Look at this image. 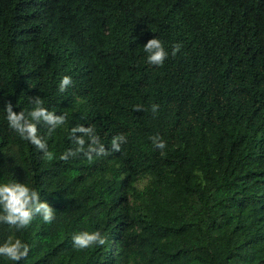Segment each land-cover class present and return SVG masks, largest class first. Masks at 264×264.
I'll return each mask as SVG.
<instances>
[{
    "label": "trees",
    "instance_id": "obj_1",
    "mask_svg": "<svg viewBox=\"0 0 264 264\" xmlns=\"http://www.w3.org/2000/svg\"><path fill=\"white\" fill-rule=\"evenodd\" d=\"M154 37L162 67L144 52ZM34 96L67 114L50 137L38 124L51 161L6 119L7 101L27 111ZM77 124L109 154L59 159ZM11 181L56 211L51 224H0V244L30 246L18 264H264V0H0V183ZM96 230L104 246H73Z\"/></svg>",
    "mask_w": 264,
    "mask_h": 264
},
{
    "label": "clouds",
    "instance_id": "obj_2",
    "mask_svg": "<svg viewBox=\"0 0 264 264\" xmlns=\"http://www.w3.org/2000/svg\"><path fill=\"white\" fill-rule=\"evenodd\" d=\"M144 52L147 53V62L153 66L162 67L169 57V51L166 49L164 42L154 37L149 39L143 46ZM182 45L177 43L172 46L171 55L175 56L181 49ZM73 81L68 75H65L59 82L58 91L64 93ZM29 102L33 105L31 110L14 111V105L9 100L6 102L5 111L9 127L19 136L30 142L35 148L43 153V157L51 161L54 153L49 150L48 142L44 136L39 134L38 124L43 123L47 129V135L50 137L58 128L67 123V114H57L50 111L44 106V101L40 96L30 97ZM18 107V104L16 105ZM159 105L153 104L151 111L153 114L159 111ZM134 111H144L141 105H136ZM70 138L75 145L69 148L59 159L67 162L70 158L83 154L89 161L94 156H105L109 154V149L101 142L93 126L77 124L70 130ZM87 138V139H86ZM155 148L163 150L166 148V142L159 134L151 137ZM127 142L124 134H118L111 140L110 151L118 152L121 145ZM41 217L46 224H51L56 216V211L47 200H42L40 192L31 187L26 182L18 181L0 183V224L8 225L17 230L27 228L34 218ZM72 243L76 249H88L95 246H104L107 238L99 230L81 231L72 236ZM30 251V246L21 239L9 238L3 244H0V257L10 261L18 262L25 259Z\"/></svg>",
    "mask_w": 264,
    "mask_h": 264
}]
</instances>
